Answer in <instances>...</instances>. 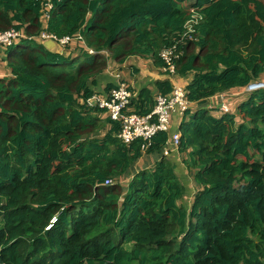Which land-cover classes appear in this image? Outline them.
I'll return each mask as SVG.
<instances>
[{
  "label": "trees",
  "instance_id": "trees-1",
  "mask_svg": "<svg viewBox=\"0 0 264 264\" xmlns=\"http://www.w3.org/2000/svg\"><path fill=\"white\" fill-rule=\"evenodd\" d=\"M184 1L0 0V32L23 36L0 77V264H264V88L246 90L264 79V0ZM192 8L202 19L183 38ZM42 32L70 36L67 54ZM174 45L176 74H194L190 104L227 93L229 106L184 111L179 149L192 147L184 162L201 186L189 210L169 155L122 185L169 132L125 143L89 102L115 86L98 90L110 58L164 68ZM154 85L126 110L145 115L173 89Z\"/></svg>",
  "mask_w": 264,
  "mask_h": 264
},
{
  "label": "built area",
  "instance_id": "built-area-1",
  "mask_svg": "<svg viewBox=\"0 0 264 264\" xmlns=\"http://www.w3.org/2000/svg\"><path fill=\"white\" fill-rule=\"evenodd\" d=\"M45 2L48 9L52 8V0H45ZM201 19L202 16L196 11V9L192 8L191 14L184 24L185 31L183 32L182 37L193 38L192 33L195 32V26ZM21 36L22 33L15 27H11L6 31H2L0 32V46L3 48L11 46L16 41H18ZM76 37L81 38L80 35H77ZM39 38L42 41L45 39H54L58 41L63 47L71 40L70 36L58 38L48 32H42ZM175 48L176 45H174V47L164 48L161 52L163 59L167 63V66H164L163 69L171 76L173 89L169 95L159 94L156 97V102L151 112L141 115L136 112H128L126 110L128 105L131 103L132 97L135 95V91L130 90L127 83L124 81L118 82L117 85H115L114 88H111L108 93L104 94V96L95 94L90 99L89 102L92 105L105 109L107 116H109L114 121L120 122L121 130L118 136L123 142L131 143L138 138L149 141L158 131H168L170 126L171 112L176 108H180L184 115V111L189 107L190 102L186 96V87L181 85L179 82V76L176 74L174 60L179 57V54L175 53ZM260 88H264V79L251 82L246 86V90L248 91ZM223 94L224 96L227 95V93ZM220 108L224 112L229 110V106L225 98L223 101H221ZM180 138L181 132L179 131L173 135L171 142L175 146L179 147ZM162 149L165 155L169 154L168 144ZM112 182V179L106 180V184Z\"/></svg>",
  "mask_w": 264,
  "mask_h": 264
},
{
  "label": "crops",
  "instance_id": "crops-1",
  "mask_svg": "<svg viewBox=\"0 0 264 264\" xmlns=\"http://www.w3.org/2000/svg\"><path fill=\"white\" fill-rule=\"evenodd\" d=\"M191 2H194L192 0ZM63 54H67L65 48L63 47ZM6 51L0 48V77H5L10 75V70L7 67L6 61ZM179 76V82L183 87H186L194 77V74L188 76ZM170 79L171 76L164 72V69L158 66H155L151 58H146L142 56H129L123 61H116L112 58L109 59L108 66L104 69L103 73L98 77L99 87L98 90L102 91L108 83L117 85L118 82L124 81L130 84L132 89L137 93L144 86H149L154 94H157L155 89V81ZM173 84V82H172ZM238 88V87H237ZM236 88H232L229 91H233ZM171 94L169 92L166 95ZM224 94L218 93L210 96L204 104H199L196 102H191L189 107L198 108L207 107L211 111L219 106V103L224 100ZM183 113L180 108H176L171 112L170 115V126H169V140H168V149L169 156L172 159V162L175 165L176 173L179 175L181 181L186 185V193L183 198L180 200L181 204H184L188 210L193 202V198L196 192L201 189V186L195 181L192 172L189 171L184 159L187 158L188 153L180 151L179 147L175 146L171 139L174 134L180 131V123L183 119ZM163 149L160 152H155L151 154H144L127 173L126 180H130L138 171L141 169L153 168L156 161H158L163 156ZM125 180V178H124ZM123 181V180H122Z\"/></svg>",
  "mask_w": 264,
  "mask_h": 264
},
{
  "label": "water",
  "instance_id": "water-1",
  "mask_svg": "<svg viewBox=\"0 0 264 264\" xmlns=\"http://www.w3.org/2000/svg\"><path fill=\"white\" fill-rule=\"evenodd\" d=\"M42 42H44V44H46V45H49V47L53 48V50H55V51L61 52L63 49V46L58 41H56L54 39H45Z\"/></svg>",
  "mask_w": 264,
  "mask_h": 264
},
{
  "label": "rangeland",
  "instance_id": "rangeland-1",
  "mask_svg": "<svg viewBox=\"0 0 264 264\" xmlns=\"http://www.w3.org/2000/svg\"><path fill=\"white\" fill-rule=\"evenodd\" d=\"M192 0H186V1H184L183 3H184V5L185 6H190L192 3H194V2H191ZM127 83V82H126ZM238 91V90H237ZM237 91H235V92H237ZM224 97H226V96H224ZM104 115V114H103ZM191 149H192V147H190V148H188L187 149V152H189V151H191ZM146 169V168H145ZM126 178H127V176L125 177V180L123 179V182H122V185H123V187H127V184H128V180H126Z\"/></svg>",
  "mask_w": 264,
  "mask_h": 264
},
{
  "label": "clouds",
  "instance_id": "clouds-1",
  "mask_svg": "<svg viewBox=\"0 0 264 264\" xmlns=\"http://www.w3.org/2000/svg\"><path fill=\"white\" fill-rule=\"evenodd\" d=\"M41 42H42V40H41ZM0 48H1L2 50H5V49H6V47H5V48H3V47H1V46H0ZM163 154H164V153H163ZM164 155H165V154H164ZM122 182H123V181H122Z\"/></svg>",
  "mask_w": 264,
  "mask_h": 264
}]
</instances>
